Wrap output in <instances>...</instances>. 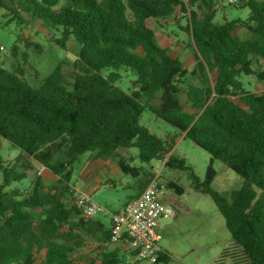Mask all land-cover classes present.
Returning <instances> with one entry per match:
<instances>
[{
  "label": "trees",
  "instance_id": "16d2710c",
  "mask_svg": "<svg viewBox=\"0 0 264 264\" xmlns=\"http://www.w3.org/2000/svg\"><path fill=\"white\" fill-rule=\"evenodd\" d=\"M234 5L248 9L246 20L216 23L212 0H0V9L11 14L8 22L22 25L23 12L59 30L53 42L60 48L73 39L84 70L67 84L56 68L34 88L21 68L0 67V138L20 150L14 164L0 158V264H35L42 250V264H81L74 255L84 238L98 248L89 264H120L118 249L104 246L109 225L82 217L64 197L72 165L85 153L136 149L138 160L149 164L173 149L175 134L163 140L139 124L145 110L211 156L202 181L183 159L169 156L164 165L187 172L190 186L208 195L223 216L230 241L214 264H264V91H246L240 80L264 79V69L257 74L253 69L264 68V0ZM202 8L199 18L196 10ZM177 9L186 15L183 30L195 50L191 70L158 44L151 26V20L169 19ZM236 28L250 36H234ZM21 37L26 48H38L25 29ZM119 67L135 77L129 94L116 86ZM183 90L189 111L180 102ZM212 160L242 179L228 199L210 187L216 176ZM32 161L56 175L57 185L44 191L36 177L25 196L17 188L5 191L27 177ZM118 167L123 174L141 175V168L122 158ZM146 177L139 193L151 173ZM166 188L183 194L173 182ZM168 261L162 252L152 264Z\"/></svg>",
  "mask_w": 264,
  "mask_h": 264
},
{
  "label": "rangeland",
  "instance_id": "374dc122",
  "mask_svg": "<svg viewBox=\"0 0 264 264\" xmlns=\"http://www.w3.org/2000/svg\"><path fill=\"white\" fill-rule=\"evenodd\" d=\"M212 9L215 12L214 21L216 23L232 19L246 20L248 17L246 7L231 5L228 0H212ZM205 11V8L197 9L198 17L201 18ZM10 17L11 14L8 11L0 9V47H2L0 67L9 71L21 68L28 84L34 88L40 86L56 68L59 69L67 84L72 83L75 75L84 73L82 65L77 60L79 45L73 39L67 41L66 48L62 49L53 42V39L60 36V31L56 28L46 27L39 20L23 12L19 13L23 21L22 25L17 24V21L8 22ZM186 21V15L177 9L169 19L151 20V26L158 44L166 48L171 56L179 58L185 69L191 70L195 50L190 37L183 30ZM23 29L37 43V49L33 47L28 49L23 44L21 37ZM233 35L243 39L248 38L250 33L243 28H236ZM260 66L264 67V64ZM253 69L257 74L264 68L253 65ZM118 73L120 78L116 86L129 94L135 80L133 73L124 67H119ZM240 80L246 91L254 94L264 91V79L259 80L256 75L242 76ZM179 98L183 108L189 111L184 90L179 94ZM139 124L163 140L167 135L175 134L173 149L163 159L151 160L149 164L138 160L136 149H129V152L120 150L124 153L125 161L129 166L141 168V175L138 177L123 174L115 163L114 155L95 156L93 153H85L72 165L69 188H74L75 192H85L91 189L89 196L94 202L111 213H117L121 211V206L127 196L134 195L140 190V181L148 178L146 176L149 173L153 176L152 170L157 169L159 183L165 190L162 200L170 206L173 212L170 218L161 219L158 222L157 243L169 257L166 264H214L230 241V234L223 216L208 195L195 191L190 186L187 172L169 169L164 165L169 156L183 159L202 181L211 156L190 140L185 139L183 133L177 132L170 125L155 118L147 110L141 114ZM19 152L17 147L0 138V158L5 163L14 164ZM127 156H130V159H127ZM32 164L33 169L27 173L25 179L11 183L4 190L17 188L19 195L25 196L31 190L36 177L41 178L44 191L57 185L56 175L46 168L39 174L38 168L41 165L33 161ZM212 167L216 176L210 187L228 199L232 191L240 188L242 179L218 160H212ZM169 182L181 186L183 194L177 195L173 189L166 188ZM110 183L114 186L110 187ZM126 185L128 188H125ZM64 201L67 205H71L68 193ZM34 214L38 215L39 211ZM102 221L109 225L108 218H103ZM96 249H98L97 245L91 239L84 238L83 246L76 251L74 257H79V260H82L81 264H89L97 254ZM107 249H118L120 264H152L145 260L135 262L127 247L122 243L111 245ZM43 255L44 250L35 253V264H42Z\"/></svg>",
  "mask_w": 264,
  "mask_h": 264
},
{
  "label": "built area",
  "instance_id": "2783aa9c",
  "mask_svg": "<svg viewBox=\"0 0 264 264\" xmlns=\"http://www.w3.org/2000/svg\"><path fill=\"white\" fill-rule=\"evenodd\" d=\"M234 5L237 0H228ZM2 47H0V50ZM44 167L38 168V173ZM153 176L144 189L134 198L127 201L122 210L111 213L108 209L94 202L85 193H77L69 188L72 204L80 215L87 219L108 218L110 227V240L105 247L124 244L135 262L145 260L155 262L163 252L157 243L158 222L168 219L173 212L164 200V188L158 180V170L153 169Z\"/></svg>",
  "mask_w": 264,
  "mask_h": 264
},
{
  "label": "crops",
  "instance_id": "0c3cea01",
  "mask_svg": "<svg viewBox=\"0 0 264 264\" xmlns=\"http://www.w3.org/2000/svg\"><path fill=\"white\" fill-rule=\"evenodd\" d=\"M120 150H124V151L129 152V150H127V149H117V151H116L114 154H112V155H114L115 158H116V159H115V163H116L117 165H118V160H119V158H122V159L125 160V155H124V153H122V151H120ZM126 158H127V159H130V156H127ZM41 167H42V166H41ZM109 186H110V187H113L114 185H113L112 183H110ZM125 188H128V185H126ZM90 191H91V189H90ZM90 191L88 190V191H85V192H79V193H85V194L89 195V194H90ZM77 193H78V192H77ZM138 194H139V190H138L134 195H129V196H127V198L124 200V202H123V204H122L120 210H122L124 204H125L127 201H129L130 199L134 198V197L137 196ZM96 219H101V220H102L103 218H96ZM158 228H159V226H158ZM158 228H157V230H158Z\"/></svg>",
  "mask_w": 264,
  "mask_h": 264
}]
</instances>
